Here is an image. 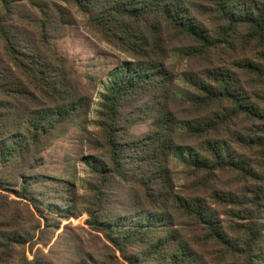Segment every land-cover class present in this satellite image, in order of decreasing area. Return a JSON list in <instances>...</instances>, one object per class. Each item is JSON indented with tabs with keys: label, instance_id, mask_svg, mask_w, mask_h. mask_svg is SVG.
I'll list each match as a JSON object with an SVG mask.
<instances>
[{
	"label": "trees",
	"instance_id": "1",
	"mask_svg": "<svg viewBox=\"0 0 264 264\" xmlns=\"http://www.w3.org/2000/svg\"><path fill=\"white\" fill-rule=\"evenodd\" d=\"M61 2L131 57L102 82L96 152L84 158L86 223L111 248L76 263L264 264V0H210L215 29L195 13L199 0H0V189L30 200L41 216L68 217L75 201L68 178L36 171L41 152L95 103L93 79L84 81L53 40L54 24L72 17ZM183 59L197 68L178 81L174 65ZM141 121L147 131L130 132ZM177 165L193 178L184 191L175 188ZM224 171L240 192L210 186ZM51 193H62L55 199L63 210ZM0 195L8 219L1 257L33 234L8 213L14 199ZM221 213L244 222L224 225Z\"/></svg>",
	"mask_w": 264,
	"mask_h": 264
},
{
	"label": "rangeland",
	"instance_id": "2",
	"mask_svg": "<svg viewBox=\"0 0 264 264\" xmlns=\"http://www.w3.org/2000/svg\"><path fill=\"white\" fill-rule=\"evenodd\" d=\"M199 2L202 3L195 9V13L210 29L217 28L218 15L214 4L210 3V0H199ZM61 3L67 5L64 2ZM67 6L72 13V17L69 23L54 24L52 28L54 32L53 40L62 53L68 54L74 59L77 71L84 81L88 77L93 79L90 88L95 103L85 119H79L77 124L67 126L62 134L56 137L51 145L41 152L45 160L44 165L37 168L36 171L68 178L70 185L76 190L75 201L70 208L64 209L70 211L68 217H62L61 213H58V215L49 214L46 210L44 211L45 217L38 213V209L34 207L30 200L18 197L12 191L0 189V192L8 196L9 200L14 199L8 211L10 216H12L11 211L19 213L29 235L33 234L28 242L1 251L0 264H77L79 256L88 253L104 254L105 250L103 248H111L103 233L92 229L86 223L88 214L85 208L90 205L87 202L90 193L83 184V179L86 176L84 158L86 155L96 152L90 147V139L99 135V129L93 123V120L95 119L94 108H96L98 100V91L102 88V82L107 79L113 68L117 67L123 60H131V57L101 40L87 25L85 14L77 6L72 4ZM174 68L179 81L181 71L196 69L197 63L183 59L175 62ZM130 104L126 105V112L132 109L133 105ZM175 108L179 110L178 107ZM147 129L148 123L145 121L129 127L130 132L136 135L143 134ZM240 148L244 149V147ZM246 152L250 153L248 157H255V152ZM186 171L180 165L175 167L174 183L177 190L184 191L192 183L193 178L189 177ZM209 184L218 189L237 192H240V186L243 185L229 171L218 172L213 182ZM9 187L18 189L17 186ZM61 194L51 193L50 197L56 207L63 210L64 207L61 206L63 202L55 199V196H61ZM0 196L4 200V197ZM42 205L46 206V203L41 202L40 210H42ZM214 206L215 208L218 207ZM219 217L224 225L230 221H232L231 224H233V221L244 222V219L236 218L233 220L226 213H221ZM259 220L264 222V211ZM6 221L8 219L0 215V226L5 225ZM233 234L236 235V232L233 231ZM259 245L264 248V241H261ZM75 248H81L82 251L78 252ZM118 254L119 252H117Z\"/></svg>",
	"mask_w": 264,
	"mask_h": 264
}]
</instances>
